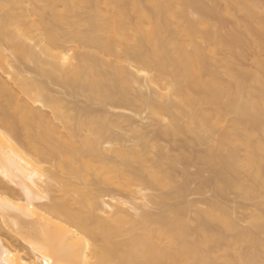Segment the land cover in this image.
Wrapping results in <instances>:
<instances>
[{"label": "bare ground", "instance_id": "bare-ground-1", "mask_svg": "<svg viewBox=\"0 0 264 264\" xmlns=\"http://www.w3.org/2000/svg\"><path fill=\"white\" fill-rule=\"evenodd\" d=\"M222 1L0 0V264H264V0Z\"/></svg>", "mask_w": 264, "mask_h": 264}, {"label": "rangeland", "instance_id": "rangeland-1", "mask_svg": "<svg viewBox=\"0 0 264 264\" xmlns=\"http://www.w3.org/2000/svg\"><path fill=\"white\" fill-rule=\"evenodd\" d=\"M200 1H208V0H200ZM214 1L216 2L219 9L222 10L221 21L223 24V29L226 31L232 27L233 22H234L233 18L230 17L228 14L223 12V10L225 8V3L222 0H214ZM228 56H229V52L221 51V52L217 53L216 58L217 59H227ZM256 56H257V53L254 50L253 51L247 50L244 53L242 58L237 59L236 63L240 68H242L244 70H251L253 68L252 60ZM29 68H31V65L30 64L26 65L25 74L26 75H33V73L30 72ZM52 88H53V90L56 89V87H52ZM56 90H58V89H56ZM114 111L129 115V116L131 115L132 118H133V116H135L136 118L134 117L133 121H134V119L136 120V122L134 121V123H136V124H134V126L136 125L137 127H138V125L141 127V126L145 125L144 123L148 122V120H150L152 118H154V119L156 118L155 116H151L148 113H140V114L132 115V114H134V112H131L132 110H129V109L127 111L126 110L124 111L123 109L113 110V112ZM137 115H139V116H137ZM229 118H231V117H229ZM229 118L227 119V122L230 120ZM137 119H138V121H137ZM146 125H148V123ZM203 148H205V147H203ZM203 148H201L199 150H202ZM212 162H213L212 163L213 166H215L214 165L215 160H213ZM210 163H209V165L205 166L206 170H209L210 167H208V166H211V168H212V164H210ZM197 167H198V165H196L195 168L192 167L190 170L192 172H195L194 170H196ZM205 176H208L207 173H205ZM195 184L196 183H191L189 186V191L191 193V194L189 193L188 197H187L189 200H199L200 201L204 198L205 199L206 198H208V199L212 198L211 191L209 189L205 190V192H203L202 194L192 193L193 192L192 189L195 188L194 187ZM224 203L233 212V216L236 218L238 226L241 229H246V228H248V221H249V217H250L251 213H253L257 209V207H259L260 210L264 211V192H263V194L259 195L258 197L254 198V199H251V200L244 199V198L240 197L238 194H236L235 192H230L226 196ZM154 209L155 208L152 207L151 210L156 212V209L155 210ZM194 210H195V208H192L191 212L188 216L192 217V212Z\"/></svg>", "mask_w": 264, "mask_h": 264}]
</instances>
